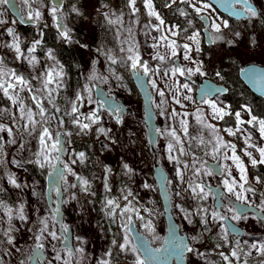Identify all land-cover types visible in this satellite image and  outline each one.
<instances>
[{
  "label": "snow or ice",
  "instance_id": "snow-or-ice-1",
  "mask_svg": "<svg viewBox=\"0 0 264 264\" xmlns=\"http://www.w3.org/2000/svg\"><path fill=\"white\" fill-rule=\"evenodd\" d=\"M11 0H0V5L8 4ZM36 0H23V3L28 6L27 18L30 21H39L42 18V12L39 9L33 10L32 4ZM180 3L188 5L197 15L202 19L210 20L208 25L212 30L214 38L211 40L212 43L216 41H224L229 45L236 43L235 39H226L223 34V29L229 28L228 20H220V17L212 16L211 13L215 12L212 3L209 0H179ZM226 10L233 9L232 15L244 18L245 20L251 21L253 18H257L260 13L253 6L250 0H218ZM177 3V0H167L164 7L171 8ZM146 14L149 18L147 24L143 26L144 35L150 36L154 30L159 33V36H152L153 43L149 45L154 50L151 56V60L159 61L160 63L154 68L150 65L148 60L143 59L139 43L135 39L134 25L139 23L137 14L140 9L137 7V0H126L125 7L128 9L129 17H136V19H130V22L125 26L123 10L116 11L109 7L107 4H102V8L107 9L102 13L106 23L114 29V39L117 46L115 48H107L106 45H101L97 48V52L103 55L107 62V75L100 74L95 71V65L98 61H92L93 71L86 77V83L83 85L81 91H77L74 99L66 100L67 107L61 114V108L57 103L56 97L59 95V90L65 87L64 76L62 66L58 62L44 70L38 75L29 74V76L18 72L14 68H9L5 63L3 56H0V93L3 97L10 102L11 107L0 108V119L11 121V126L7 123H0V133H7L9 139L5 140L4 136L0 135V166H4L7 161L5 159L6 152L5 146H11L17 144V137L22 141L18 146V152H24L27 150V145L30 139H33L37 143V150L32 153V159L28 160L27 163L36 164L40 169H51L47 172L48 187L44 192L38 190L37 185L39 182H33L28 184L26 181L20 182L17 175L11 171H6L0 180L6 177L7 183L11 185L13 189H17L20 192V203L17 208L9 206L3 199H0V212H3L7 217V227H3L5 220L3 216H0V251L7 250L3 249V245L7 243L16 252H20L21 248L17 247V235L21 229L17 228L13 223L14 219H18L22 226L28 224L29 215L26 212V203L23 199L26 190L31 191V195L36 198L38 202H43L45 205V214L40 215V208H34L33 213L36 215V220L33 223L32 228L26 230L31 233L30 239L33 241L32 244V255L27 257V260H21L19 264H27V261H32L33 264L39 262V264H83V261L87 259L85 252V245L87 241L77 235L73 237L68 224L64 223L61 207L67 204L70 200H76L77 196L74 192H70V189L79 187L80 191L95 196V192L92 191V186L88 179L79 176L71 167L72 164H76L79 161L81 164L86 160V154L84 152L74 153L76 159H72L70 163L63 162L61 157L65 153V141L63 137L71 136L72 133L64 128L65 119L69 118V122L75 126L80 134H88L93 130L94 125H98L101 120L102 113H107L110 117L114 118L115 121L120 124L123 123L124 110L115 102L114 97L109 92L98 91L97 96L101 99H94L93 89L97 87L96 82L102 84H109L110 77L117 82H122L123 76L117 71L116 67L126 68L134 75L141 83V87L145 88L147 92V86L156 90V93L161 97L160 103L156 105L160 108L168 101L165 99V92L157 86V81L151 79L153 76H158L163 73V77L169 79L176 78L175 82L169 87V91L173 93L172 99L176 104H180L182 100L193 101V96L184 94V90L188 93L193 91L190 83H181L178 77H185L187 81H191V78L197 74L200 76H206L207 73L203 70L202 62H196L192 59L189 53L193 50L192 44L195 45V51H200V32H192L191 35H186L185 39L191 41L192 44L187 42L179 44L177 38H180L182 34H186L188 29H180L178 25L169 26L165 23V20L161 17L160 13L156 10V6L153 0H143ZM237 5L240 7L237 9ZM63 0H50L49 11L56 22V27L59 30L60 36L72 42L71 30L63 24ZM72 12L79 14V9L73 5ZM181 15L187 13L180 9ZM23 22V20H21ZM5 21L0 20V24ZM190 23V22H189ZM7 33L13 37L12 42L6 43L4 47L10 48L14 51V59L17 61L27 60L28 64L32 66L33 72L36 71V65L38 61L34 55H30L35 51L40 41H35L30 48L27 49V55L21 47V41L16 36L12 28L7 29ZM212 35V33H210ZM241 36L240 32H235L234 37L238 38ZM86 47V46H85ZM165 48V52L162 54L159 49ZM106 49V50H105ZM183 50V59L194 64V67H181L175 63L173 58L178 55V50ZM48 58L55 61V57L51 51L48 53ZM116 66V67H114ZM59 67V71L56 68ZM242 71L246 72L249 79L253 82H259L264 85V74H258L255 69H247ZM216 76L223 79L220 72L216 73ZM144 77H149L145 82ZM35 81L36 83H33ZM55 85L51 87V85ZM118 86L122 84L118 83ZM203 96L201 103L207 104L211 108V114L213 120H223L225 117L232 116L233 113L227 111L225 107L218 106L216 100L205 99L209 93L224 92L226 89L219 88L213 89L210 86L201 89ZM151 99V97H149ZM87 101L89 104H95L96 107L92 108L86 115L80 111L83 106V102ZM45 101L47 105L45 106ZM79 102V103H78ZM34 106V108H33ZM14 109V110H13ZM35 109V110H34ZM249 115L248 120H243L241 112H235V121L237 127L225 128L222 131L226 132L229 136H237L238 133L243 134L246 129H243L244 124L252 125L253 127L258 126L260 137L264 140V118L257 117L252 114L251 108L245 106L243 109ZM198 113L196 119L197 123L201 125L199 133L193 136L189 132L188 122L184 119L180 120L181 129L184 136L188 138V147H185V141L180 135L177 134L175 129H172L168 134L173 138L174 143L170 142L167 145L168 160L174 162L176 165V178L180 185H186L180 187L175 192V196L181 199L184 198V194L188 193L192 200L197 201V205L193 211H188L183 205L176 204L175 207L180 210L183 214V218L189 223H193V216L200 217V224L203 226L205 232H210V224L219 228L218 237L221 243L216 244V249L228 247L229 251L227 254L224 251H217L216 254L220 257L222 264H239L241 259V253L243 247L239 240L235 241V244L230 240V236L238 235V229L235 225L230 223L231 221H239L241 219H247V216L238 212L235 207L229 208L228 211L232 213L229 218L228 215L223 214L219 208L223 207L222 204H218L214 209L210 210L199 203L208 198L209 191H206L207 185L201 179L202 176L211 175V167L208 166L207 161L195 156L193 142H196V147L200 145H211V151L206 152L205 155H210L214 161H217L216 167L220 169V175L223 177L222 185L226 189L227 193L235 197L236 201L243 204H251L249 199V193L252 196L256 195V189L252 187L249 176H248V165L245 164L241 155L237 154V145L231 141H226L220 134L221 129H218L215 124L208 123L203 118V113L200 108H197ZM163 113V110L161 111ZM172 115L180 116V113L173 110ZM188 113L184 112L183 116H187ZM148 119H152L151 109L148 112ZM87 121V122H85ZM53 123L56 124V128L53 129ZM208 130L211 139L205 140L204 130ZM15 130V131H14ZM96 134L99 137L103 135L106 140H111L109 133L111 129H106L103 126H97L95 128ZM156 132H160V129H155ZM245 148L241 149L242 155L248 158V162L251 167L264 166V146H258L257 143L252 142V135L248 133L243 135ZM214 140V142H213ZM115 143V141H112ZM152 143V141H150ZM102 147H107V144L102 143ZM179 152L180 156L174 153ZM231 153V154H229ZM254 153H258L254 155ZM183 156H191L190 162H185L181 159ZM231 161L232 164L227 163L221 164L219 161ZM60 162L63 167H58L53 161ZM11 164L18 168H23L24 159L21 157L17 159L13 156ZM238 170V177L233 176V167ZM123 168L126 170V175L131 176L133 169L129 167L127 163L123 164ZM111 168L105 167V178H104V191L105 193L111 192V187L108 183V174L111 173ZM191 172V176H186ZM72 175L76 178L77 183L69 184L66 176ZM256 184L264 185V178L256 176ZM145 189H151L152 185L145 182L142 185ZM5 192V189L0 185V193ZM122 199L126 202L123 207L120 203L106 195L103 202L102 211L105 215L110 218L113 223H118L121 230L122 242H119L113 237L111 240V246L104 253L97 264H112V257L114 255L113 250L118 248L120 253H131L134 256L133 264H152V262H158L162 259V256H176L179 259H183L185 253H195L197 256L202 258L205 264H214L213 261L208 259V255L205 252L199 251L197 248L192 246V243H199L202 239L203 233L190 238L176 236V225H172V237L165 241L169 247L161 245L160 248H152L150 242L144 233H150L153 239H162L156 235V228L151 217L154 215V210L144 207V213H147L146 218L141 214L140 208H137L133 204L135 199L134 193L131 189H122ZM55 193V198L53 197ZM68 194V199H65V194ZM222 196L223 193H220ZM261 200L259 205H255L260 208L261 212H264V193H261ZM132 197V199H129ZM167 198V190H166ZM119 210V211H118ZM167 211V209H166ZM135 215V221L133 216ZM117 216L120 217L117 221ZM264 220V215L259 217ZM141 223L144 232H136L135 236L131 234L135 231V222ZM186 240L190 242H186ZM55 242V243H53ZM46 243L51 246L54 256L51 259L44 256V249ZM247 243V242H245ZM163 249V253H162ZM255 250L257 255L261 257L259 264H264V243L256 244L252 243L248 245V251L243 252L245 257L252 255V250ZM215 251V249H214ZM0 264H4L3 256H0ZM244 264H247L245 259Z\"/></svg>",
  "mask_w": 264,
  "mask_h": 264
},
{
  "label": "rangeland",
  "instance_id": "rangeland-1",
  "mask_svg": "<svg viewBox=\"0 0 264 264\" xmlns=\"http://www.w3.org/2000/svg\"><path fill=\"white\" fill-rule=\"evenodd\" d=\"M73 5H75L79 9V14L73 12V19L71 16H67L66 11L63 10V24H65L71 32L77 33L82 40V43L76 46L77 53L82 62V72L85 77H87L93 71V64L92 61H98L95 65V71L100 74L107 75V62L105 61L103 55L97 52V48H99L102 44L106 45L107 48H115L117 46L116 41L114 39V29L111 28L105 21L102 13L107 11V9L102 8L101 4L99 5L96 2L91 0H72ZM179 1V0H177ZM254 3L257 4L260 10L264 12V4L263 0H252ZM120 0H108L107 5L110 8L116 11L122 10L119 4ZM154 5L156 6V10L160 13L161 17L165 20V23L169 26L178 25L180 29H188L186 34H182L180 38H177V42L179 44H183L185 42L192 44L191 41H187L185 39L186 35H191L192 32H200V51H195V45L192 44V51L189 55L192 56V59L196 62H202L203 70L207 73L206 76H200L199 74L193 76L191 81H187L185 77H178L181 83L188 82L190 83L193 91L188 93L184 90V94L193 96V101H184L182 100V104L184 105L181 107L180 104H176L172 99L173 93L170 92L168 89L171 85L175 82L176 78L169 79L168 77H163V73L161 72L158 76H153L151 79H155L157 81V86L165 92V99L168 101L166 104L162 105L160 108H157L156 105L160 103L161 97L156 93V90L151 88L153 93V107L156 112L157 116V123L158 128L161 130L159 133V138L156 142L155 149L152 150L146 130V123L144 121V113H143V102L141 100L140 94L134 85V81L132 79L131 71L126 68H119L116 67V71L123 76L122 82H117L116 80L110 77L109 84H102L96 82L97 85L102 86L109 92V88L111 89V95L115 96L117 99L122 100L127 106L130 107V111L123 117V123L118 124L114 118L110 117L107 113H102L101 120L99 121L98 125L93 126V130L88 134H80L78 135L77 132L79 131L76 127H74L70 132L72 133L71 136L66 137V153L64 158L62 159L63 162L70 163L73 157V150L75 146L70 143V137L76 138L78 141L81 140H89L94 152V164L89 176H85V174L81 173V163L72 164L71 167L73 170L79 175L89 180L92 191L95 193H103L104 191V178H105V167L111 168V173L108 174V183L111 187V191L114 192L117 196V201L120 203L121 207L124 206L126 203L122 199V192L121 190L117 189L116 186V175L118 174L119 170H122V175L124 179H126L127 189H131L134 193L135 199L132 201L133 204L140 208L141 205L144 207L150 208L154 210V219L157 220L154 222L156 228V235L160 236L162 239H153L151 237L152 244L156 247H160L163 244L164 235L166 232V225L164 220V207L163 203L160 199L156 180L154 178V168L156 164H161L169 175L168 179V187L172 197V204H173V215L178 222L181 232L183 234H187L188 237L197 236L204 232L201 224H200V217L193 216V223L189 224L184 218L183 214L180 212L178 208L175 207L176 204L183 205L188 211H193L197 205V201L191 199L188 193L184 194V198L181 199L175 196V192L179 190L180 187H184L186 185H180L178 179L176 178V165L174 162L168 160V150L167 145L173 141V138L168 134L172 129L177 131V134L182 137L185 141V147H188V138L184 136V133L181 129L180 120L184 119L188 122L189 125V132L195 136L199 133L201 129V125L197 123V115L196 112L197 108H200L203 113V118L208 122L215 124L218 129H221L220 134L224 137L226 141H231L237 145V154L241 155L245 164L248 165V176L249 181L252 186L256 187L260 194L264 193V186L261 184L255 183V176L251 175L250 173V164L248 162V158L242 155L241 149L245 148L246 145L244 143L243 135H247L251 133L252 135V142L257 143L258 146H264V140L261 139L260 133L258 131V126L253 127L252 125L244 124L242 126L243 129L247 131L243 134L238 133L237 136H229L226 132L222 131L225 128H236L237 124L235 121V112H241V116L243 120H248L250 117L249 115L244 112L245 106L251 108V105L246 100H237L236 107L237 109L234 110L232 113V120L228 126H224L221 120H213L211 114V108L207 104L201 103L197 100V90L199 85L205 78H210L211 80L221 83L219 81V77L216 76V73L219 71V68L224 65V59L226 57H232L236 60L237 66L239 68H244L246 65L250 63H257L264 65V27L259 25L258 17L253 18L251 21L248 20H233L232 18L228 17L227 15L221 13L213 4V8L215 12L211 13L212 16H219L220 20H228L229 28L223 29V34L225 35L226 39H235L236 43L233 45H229L224 41H216L212 43L211 40L214 38L213 30L209 28L210 35V43H206V35L204 33L205 28V21L195 12L194 14L181 19L182 23H177L170 20V9L168 7H164V10H160L158 5L156 4V0H153ZM211 3V2H210ZM159 4L162 6L161 1ZM21 10L23 14L27 12V7L24 6L23 1L20 2ZM50 0H36L35 3L32 4L33 10L39 9L42 12V18L39 21H35L36 24L38 22H47L51 23V17L53 16L50 14L49 11ZM137 7L140 9V12L137 14L139 23L134 25L135 31V39L139 43L140 53L143 59L148 60L152 67H156L160 62L151 60V56L154 53V50L149 47L153 43L152 36H159V33L156 31H152L150 36L144 35V28L143 26L149 22L150 19L154 21V18H149L146 14V9L143 5V0H137ZM125 16V26H127L130 22V19H136V17H129L128 11L126 12L123 9ZM164 12L166 14H164ZM71 15V14H70ZM177 17V15H176ZM0 20L5 21V23L0 24V56H3L5 61L9 64L11 68H17L21 73L26 76L29 74L37 75L38 72H41L42 68H50L52 67L55 62L58 60L56 59L54 53L49 48L44 50L43 56H40L38 52L35 51L30 55H34L36 60L38 61L36 65V71L33 72V68L31 65L28 64L27 60L17 61L14 59L15 53L12 49L4 47L6 43H11L13 37L7 33L8 28H12L16 36L19 37L21 41V47L25 51L26 55L27 49L32 46L35 42L31 39L27 40L28 43L25 44L26 37L23 35L18 28L16 18L8 11L6 6L0 5ZM53 24L55 26V30L59 32L56 27V22L54 18L52 19ZM105 23V35L106 39L102 42V38L100 35V24ZM190 22V23H189ZM210 24V20H209ZM235 32H240L241 36L236 38L234 37ZM86 46V47H85ZM92 47L90 49L89 47ZM96 49V52L94 51ZM106 50V49H105ZM49 51L55 57V61L50 60L48 58ZM159 51L163 54L165 52V48L161 47ZM183 50H178V55L175 60L176 64H179L181 67H194L195 65L191 62L183 59ZM5 62V63H6ZM149 79V77H148ZM33 83H36L33 81ZM122 84V86H118ZM223 84V83H221ZM225 85V84H224ZM93 97L95 99L94 90H93ZM210 98L209 96L205 99ZM211 99V98H210ZM213 99V98H212ZM216 100L218 106L225 107L227 111L231 112V105L230 103L221 99V96H216L214 98ZM79 103V102H78ZM96 107L95 104H89L85 100L83 102V106L80 108V111L85 114L86 111L91 110L92 108ZM163 110L164 114H161ZM173 110L175 112L180 113V116H173ZM252 110V109H251ZM187 112V116H183V113ZM252 114L254 115L253 111ZM229 120V119H228ZM229 120V121H230ZM87 122V121H85ZM0 123H7L11 126V121L0 119ZM97 126H103L106 129H111L109 133L111 140H106L103 135L99 137L96 134L95 128ZM15 131V130H14ZM4 136L5 140L9 139L7 133H1ZM204 135L211 139V136L208 130H204ZM112 141H115L113 143ZM22 141L17 137V144L5 146L6 157L5 159L9 161L3 166V174L6 171H11L15 173L20 182L26 181L28 184H33V182H39L37 188L39 191L44 192L47 189V183L42 182L30 169L28 160L32 159V153H34L36 149V141L33 139L29 140L27 145V150L24 152H18V146ZM214 142V140H213ZM102 143L107 144V147H102ZM194 147L193 151L195 156L205 160L207 162L214 161L210 155H205L206 152L211 151V145L204 146V152L199 153L197 149L196 142H193ZM198 147H201L198 146ZM177 156H180L179 152L174 153ZM231 154V153H229ZM254 155L258 156V153H254ZM13 156H16L17 159L23 157L25 163L23 168H18L15 165L11 164L10 161ZM181 159L185 162L191 161V156H183ZM55 163V160L53 161ZM127 163L130 168L133 169V174L131 176L126 175V170L123 168V164ZM221 164L227 163L229 165L232 164L231 161H224L223 159L220 160ZM233 167V176L238 177V170ZM51 169H47L50 171ZM212 171V170H211ZM188 176H191V172L188 173ZM66 179L69 184L76 183V178L72 175H67ZM201 179L204 183H210L215 185H220L223 189L222 179L223 177H216L212 171L211 175L202 176ZM147 182L148 184L152 185L151 189H145L142 185ZM1 185L7 189L14 198V209L18 207L20 201V192L17 189H13L11 185L7 183L6 177L1 180ZM227 193L226 189H224ZM70 192H74L77 196L76 200H70L67 204L63 205V212L65 214L64 223L68 224L73 230V242L74 237L79 235L83 237L87 244L85 247V252L87 255V259L83 261V264H97V261L103 257L104 253L107 249L111 246V240L103 231V229L99 226L96 222V214L93 210V196L80 191L79 187L75 189H70ZM206 191H209L208 198L204 201H199L201 205L204 207L209 208L210 210L214 209L217 204L215 202L214 192L210 191L206 188ZM55 194V193H54ZM229 197L235 200L234 196H231L227 193ZM249 199L252 202L249 205H259L261 198H257L256 196H252V194H248ZM65 199H68V194H65ZM26 203V212L29 215V223L26 225L21 224L18 219H14L13 223L16 225L17 228H20L21 231L16 234L17 235V247L21 248L20 252H16L15 249H12L7 243L3 245V249L7 250L0 251V255L3 256L4 264H19L21 260H27V257L32 255V244L33 241L30 239L31 233H29L26 229L32 228L33 223L36 220V215L33 213L34 208H40V215L45 214V205L43 202H38L35 197L31 195L30 190L25 191V195L23 197ZM132 199V197H129ZM223 209L222 213L231 217L232 213L228 211L229 208L233 207V204L230 202H223ZM260 209V208H259ZM141 214L144 215L146 213L143 212V209L140 208ZM119 211V210H118ZM133 216V220L135 221V215ZM0 216L4 217L5 224L3 227H7L6 221L7 217L3 212H0ZM247 219H241L236 222L240 227L244 228L248 234L255 235V237H246L241 239L240 237H236V240H239L241 246L243 247V252L248 251V245L252 243L261 244L264 243V222L257 220L254 215H246ZM120 219V217H119ZM213 226L212 233L217 235L219 232V228L217 226ZM135 226L143 233L144 229L141 226L139 221L135 222ZM147 234V233H144ZM205 235V232H204ZM122 242V236L120 235V239H118V243ZM247 242V243H245ZM55 243V242H53ZM235 244V243H233ZM192 246L197 248L201 252H205L208 255V259L214 262V264H218L219 259L218 255L216 254L217 250L211 249L206 246L202 240L199 243H192ZM227 249H229L226 246ZM224 248V249H226ZM47 258L51 259L54 256L52 252L51 246L46 243L45 246ZM115 251L118 255L122 257V261L119 262H112V264H133L134 256L131 253H128L129 260L122 256L123 253L119 252V249L116 248ZM244 257V260L247 259V264H259L261 257H259L256 251L252 250V255ZM187 261L189 264H205L204 260L197 256L195 253H187L186 254ZM29 264V261H27ZM55 264V262H53Z\"/></svg>",
  "mask_w": 264,
  "mask_h": 264
},
{
  "label": "trees",
  "instance_id": "trees-1",
  "mask_svg": "<svg viewBox=\"0 0 264 264\" xmlns=\"http://www.w3.org/2000/svg\"><path fill=\"white\" fill-rule=\"evenodd\" d=\"M93 2L98 3L99 5L101 4H107L108 0H91ZM161 1L162 6L159 4ZM22 2L19 0V3ZM167 2V0H156V4L158 5L160 10H164V4ZM120 7L122 10L124 9L126 12L128 9L125 7L126 0H120L119 2ZM64 7L63 10L66 11L67 16H71V19H73V12L71 11L72 6H73V1L72 0H64ZM5 7V4L3 5ZM170 9V20L177 22V23H182L183 21L181 19L186 18L192 14H194V11L186 4H182L179 1L173 7L169 8ZM180 9H183L187 14L186 15H181L180 14ZM71 14V15H70ZM164 14H166L164 12ZM177 15V17H176ZM51 17V23L52 26H50V23H47L45 21L43 22H38L37 24H28V25H23L20 22H17L19 31L27 36L25 40V44L28 43L27 40L31 39L33 41H40L39 45L36 47V51L40 56H43L44 50L46 48H49L50 50L53 51L56 59L58 60L57 62L59 63L60 66L63 68V72L66 74L64 76V81H65V87L61 88L59 90V95H57L56 100L58 105L61 108V114L63 113V110L67 107L66 105V100L68 99H74L75 94L77 91H81L83 88V85L86 83V77L84 76L82 72V62L81 59L77 53L76 46L80 43H82L81 37L75 33L71 32L72 36V42H68L67 40L63 39L59 32L55 30V26L53 24ZM258 22L259 25L264 27V12H260V15L258 16ZM100 35L103 40L106 39L105 35V29L106 25L103 22L102 25L100 24ZM90 49L93 50V48L90 46ZM96 52V49L94 50ZM6 62V61H5ZM7 66L9 67V64L6 62ZM11 68V67H9ZM18 72H20L17 68H15ZM46 70V68H42L41 71ZM59 67L56 68V71H59ZM241 68L237 66V62L234 58L232 57H226L224 59V65L219 68V72L223 79H219V81L223 84L226 85L228 88L227 93L223 94L221 96V99L224 101L230 103L231 105V112L237 109L236 103L237 100H246L249 102L251 105V109L257 117L264 118V97H259L255 94H253L250 89L240 80L239 78V72ZM21 73V72H20ZM40 72L37 73V75ZM55 85H51V87H54ZM94 90V89H93ZM45 106L50 107L47 105V102L45 101ZM11 107V104L5 97H3L2 93H0V108H8ZM34 108V106H33ZM14 110V109H13ZM35 110V109H34ZM232 116L225 117L221 122L224 124V126H228L232 120ZM65 119V125L64 128L67 131L72 130L75 126H73L69 122L68 117H64ZM230 121H229V120ZM52 128H56V124L53 123ZM0 135H2L0 133ZM205 140H208V137L204 135ZM70 143L75 146L73 150V157L76 159L74 153H79V152H84L86 154V160L84 163L81 165V170L83 173H85V176H89L90 172L92 170L93 164H94V152H93V147L90 143L89 140H81L78 141L76 138H71L70 137ZM204 146L201 145V147H197L199 150V153L204 152ZM208 146V145H207ZM36 149H37V144H36ZM33 158V157H32ZM78 163V162H77ZM30 169L32 172L42 181L46 182L47 180V169H40L36 164L29 163ZM250 173L253 176H260L261 178H264V166H257L255 168L250 166ZM3 174V166H0V177H2ZM0 185H1V180H0ZM111 186V185H110ZM116 186L117 189L122 190L127 188V183L126 179H124L122 175V170L118 171V174L116 175ZM264 186V185H262ZM254 187V186H252ZM256 191L258 192L259 190L254 187ZM5 189V188H4ZM106 195L110 198L117 199V196L114 192L110 193H95V196H93V210L96 214V222L99 224V226L103 229V231L106 233V235L109 237L110 240L115 237V239L118 241L120 239L121 235V230L119 228L118 223H113L110 218H108L104 211H102L103 207V202L105 200ZM0 199H3L9 206H13L14 204V198L11 195V193L5 189V192H2L0 194ZM118 200V199H117ZM146 218L147 213L144 214ZM155 217L152 216L151 219L153 220V223L157 220L154 219ZM117 221H119V216H117ZM155 225V224H154ZM202 226V225H201ZM211 228L210 232H203L202 236V242L206 244L207 247L211 249H216V244L221 243L218 235H215L212 233L213 226L209 225ZM203 228V226H202ZM148 239L151 237L150 233L145 234ZM150 240V239H149ZM151 241V240H150ZM152 243V242H151ZM154 245V244H152ZM155 246V245H154ZM226 248V247H224ZM217 249L220 251H224L226 254L229 251V249ZM114 255L112 257V262H119L122 261V257L117 254L115 249L113 250ZM127 254L123 253L122 256L127 258L129 260V256ZM219 262L218 264H222L220 257H218ZM244 257H242L241 254V259L239 261V264H244Z\"/></svg>",
  "mask_w": 264,
  "mask_h": 264
},
{
  "label": "water",
  "instance_id": "water-1",
  "mask_svg": "<svg viewBox=\"0 0 264 264\" xmlns=\"http://www.w3.org/2000/svg\"><path fill=\"white\" fill-rule=\"evenodd\" d=\"M264 1V0H263ZM209 2H211L221 13L227 15L228 17L234 19V20H242L244 18L241 17H237L235 15H232V11H234L233 9H229L226 10L225 7L218 2V0H209ZM250 2L253 4V6L258 10V6L256 3H254L252 0H250ZM63 4H64V0H63ZM6 8L8 9V11L16 18V20L18 22H20L21 24H34L36 23L35 21H30L28 20L27 17H25L22 13L21 10V5L19 3V0H11L10 3L5 4ZM240 6L237 5V9ZM21 20H23V22H21ZM205 21V28H204V33L206 35V43L209 44L210 43V33H209V20L208 19H204ZM244 70L247 69H255L257 70L258 74H264V65L262 64H257V63H250L248 65H246L244 68H242ZM242 69L239 72V78L240 80L250 89V91L259 96V97H264V85H262V83L259 82H253L252 80L249 79L248 75L246 74V72L242 71ZM132 74V79L134 81V85L136 87V89L138 90L141 100L143 102V113H144V121L146 123V130H147V134H148V138H149V142L152 141V143H150V146L152 148V150L155 149L156 146V142L159 138L160 133L156 132L155 129H159L158 128V123H157V116H156V112L154 110L153 107V93L150 89V86H147V92L145 91V88L141 87V83L140 81L137 79L136 75H134L131 71ZM145 82H147L148 77H144ZM211 87L213 89H219V88H223L226 89V91L224 92H214V93H209V97L212 99H214L216 96H222L223 94L227 93L228 88L226 87V85L221 84V83H217L213 80H211L210 78H205L202 83L199 85V88L197 90V100L200 102L203 96V93L201 91V89L207 88V87ZM98 91H103L105 93H108L106 91L105 88H103L100 85H97V87L94 88V95H95V99H101V97L97 96V92ZM113 96V95H112ZM115 99V102L124 110V114H126L129 110V107L120 99H117L115 96H113ZM151 97V99L149 98ZM206 98V97H203ZM149 109H151V113H152V119L149 120L148 119V112ZM66 137H63L64 141ZM66 142V141H65ZM65 147V144H64ZM66 149V148H65ZM63 157V156H62ZM61 157V159H62ZM55 163L57 164L58 167H63L62 164L58 161H55ZM220 163V161H219ZM217 161H209L208 165L211 167V169L214 171V174L217 177H220V169L216 167ZM154 178L156 180V184H157V188H158V192H159V196L160 199L163 203V207H164V220H165V225H166V232L164 235V240H163V246L164 247H169V245L167 243H165L166 240L170 239L172 237V225H176V236H182V237H188L187 234H183L181 232V228L178 224V222L176 221L174 215H173V204H172V197L169 191V187H168V179H169V175L167 173V171L165 170V168L161 165V164H156L155 168H154ZM47 183V187H48V177L46 180ZM207 185V188H209L211 191L214 192L215 196H216V204H221V195L220 193H223V189L220 185H215V184H210V183H205ZM166 190H167V198H166ZM1 194V193H0ZM54 195V193H53ZM237 205V210L238 212H241L242 214H246V213H256L259 217L261 215H264V212H261L260 209H258L256 206L254 205H248V204H243L239 201L236 202ZM167 209V211H166ZM61 213H62V217H63V221H64V212L62 210L61 207ZM230 223H232L233 225L236 226V228L238 229L239 234L243 233V229L236 224L234 221L230 220ZM70 227V226H69ZM70 231L73 237V232H72V228L70 227ZM136 232H141L136 226H135V231L131 234L132 236L136 235ZM238 234V235H239ZM147 237V236H146ZM148 239V237H147ZM149 240V239H148ZM150 242V246L152 248H160V247H156L154 245H152L151 241ZM186 242H190L188 240H186ZM44 251V250H43ZM33 252V251H32ZM162 253H163V249H162ZM185 256L184 258L181 260L179 258H177L176 256H162V259L158 262V264H189L187 261V257ZM1 256V255H0ZM44 256H45V252H44ZM29 264H33L32 261H29ZM36 264H39V262H36ZM152 264H157V262H152Z\"/></svg>",
  "mask_w": 264,
  "mask_h": 264
},
{
  "label": "flooded vegetation",
  "instance_id": "flooded-vegetation-1",
  "mask_svg": "<svg viewBox=\"0 0 264 264\" xmlns=\"http://www.w3.org/2000/svg\"><path fill=\"white\" fill-rule=\"evenodd\" d=\"M21 1H23V0H21ZM263 4H264V1H263ZM24 6L25 7H27V12H25L23 15L25 16V17H27V13H28V11H29V9H28V6L27 5H25L24 4ZM258 13H260V12H263L262 10H260L259 9V7H258ZM23 13V12H22ZM234 20V19H233ZM243 20V19H242ZM238 21V20H237ZM23 25H25V24H23ZM126 104V103H125ZM127 105V104H126ZM129 107V106H128ZM90 110H88V111H86L85 112V115L89 112ZM129 111H130V107H129V110H128V112L126 113V114H128L129 113ZM126 114H124V116L126 115ZM115 120V119H114ZM65 148H66V142H65ZM65 153H66V149H65ZM65 153H64V155H63V157H62V159L64 158V156H65ZM207 164H208V162H207ZM63 166V165H62ZM209 166V165H208ZM81 169V168H80ZM212 170V169H211ZM51 171V170H50ZM213 171V170H212ZM81 173H83V171L81 170ZM213 173H214V171H213ZM83 174H85V173H83ZM215 175V174H214ZM216 176V175H215ZM217 177V176H216ZM218 178V177H217ZM76 183H77V181H76ZM209 189V188H208ZM223 189V188H222ZM210 190V189H209ZM211 191V190H210ZM213 192V191H212ZM214 196H215V194H214ZM258 199L259 198H261V195H260V191H256V195H255ZM53 197L55 198V194L53 195ZM230 202L231 204H233V207H235L236 208V210H237V205H236V200H234V199H232L231 197H229L228 195H227V193L225 192V190L223 189V195L221 196V204H223V202ZM215 202H216V196H215ZM249 205V204H248ZM255 206V205H254ZM258 208V207H257ZM62 209H63V206H62ZM222 207L221 208H219V210L222 212ZM259 209V208H258ZM238 211V210H237ZM254 215L255 216V218H257V220H259V222L260 221H263L264 222V220H262V219H260L259 218V216L256 214V213H246V214H244V215ZM230 218V217H229ZM64 220H65V214H64ZM236 223V222H235ZM237 224V223H236ZM242 228V227H241ZM243 229V233L242 234H239V235H232V236H230V240L232 241V243H235L234 242V239L236 238V237H240L241 239H243V238H246V237H248V236H250V237H255V235H251V234H248L247 232H246V230L244 229V228H242ZM72 232H73V230H72ZM44 252H45V256L47 257V255H46V250L44 249Z\"/></svg>",
  "mask_w": 264,
  "mask_h": 264
}]
</instances>
